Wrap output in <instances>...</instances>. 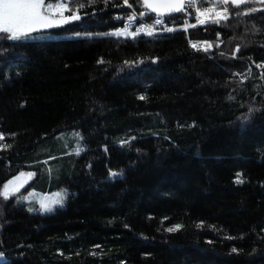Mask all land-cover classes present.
<instances>
[{
  "label": "trees",
  "instance_id": "1",
  "mask_svg": "<svg viewBox=\"0 0 264 264\" xmlns=\"http://www.w3.org/2000/svg\"><path fill=\"white\" fill-rule=\"evenodd\" d=\"M68 2L66 15L86 5L80 18L49 30L90 36L0 33V190L22 171L66 189L50 213L0 196V252L9 264H264V4L133 38L109 34L122 0ZM70 131L79 154L62 151Z\"/></svg>",
  "mask_w": 264,
  "mask_h": 264
},
{
  "label": "snow or ice",
  "instance_id": "2",
  "mask_svg": "<svg viewBox=\"0 0 264 264\" xmlns=\"http://www.w3.org/2000/svg\"><path fill=\"white\" fill-rule=\"evenodd\" d=\"M95 2V0H93ZM127 4L128 0H124ZM244 0H231L234 5L243 3ZM143 6L146 10H150L156 14V19L153 24L141 25L135 32L129 33L127 28L116 29V35H131L133 38L141 31L146 32L147 35L151 36L155 31L154 25L163 24L166 15L170 16L172 13L188 12V7L196 8V20L199 24H205L209 20L219 23L221 19L228 18V8L223 7L217 9L213 4L209 7L200 8L196 5V0H142ZM229 0H223V4L227 5ZM85 4H78L72 11V15H65L66 11L70 10L68 0H0V33L6 34V38L12 40H20L21 38H27L32 32L37 29H47L53 25H61L69 20L79 19V9L85 7ZM131 7V5H129ZM249 11H255V9H249ZM146 13L141 12L140 15L144 16ZM135 19V16H129L128 20L131 22ZM187 25H185V28ZM168 31H174L173 28H169ZM211 45H209L210 47ZM196 47V44H193ZM239 47V46H238ZM129 63V62H126ZM258 67H264V64L258 65ZM251 111V109H250ZM3 139V133H0V140ZM123 143V142H122ZM5 145H0V148ZM10 147V145H8ZM79 154L80 149H76ZM32 172H20L17 176L8 180L4 185L3 189L0 190V196L4 199H8L10 195L15 192H19L20 188L34 176ZM111 175L114 177L118 173L112 172ZM237 177V183L243 181ZM27 199V197H25ZM64 196L61 193L55 194L52 199L44 198L40 200V210L43 212H52L55 210L57 205L63 206ZM33 211V209H29ZM181 227L176 225L174 228H169L168 231H174L176 228ZM237 251V249H233ZM0 261L3 264H9L4 252H0Z\"/></svg>",
  "mask_w": 264,
  "mask_h": 264
},
{
  "label": "rangeland",
  "instance_id": "3",
  "mask_svg": "<svg viewBox=\"0 0 264 264\" xmlns=\"http://www.w3.org/2000/svg\"><path fill=\"white\" fill-rule=\"evenodd\" d=\"M245 3L247 5H250V6H259V5L264 4V0H247V1H245ZM65 15H66V12H65ZM55 26H57V25H53L52 27H55ZM52 27H49L47 29H37L34 32H32L27 38H23V39H30V38H73V37H86V36H90L92 34V32L85 31V30L74 31V32L65 33V34H56V33H53L49 30ZM117 29H123V28L120 27ZM115 30L116 29L110 30L109 34L116 35ZM128 32L131 33L132 31L128 30ZM121 36H128V35H121ZM209 45L210 44H209V42L207 43V41H203L200 44V46H202V48H205V49L210 48L211 46L209 47ZM65 138H66L65 139L66 142H64L65 146H63L62 151L65 148H67L69 146L68 144L70 143L71 148H72L71 152H74V151L76 152V149L80 147L79 146L80 145L79 144L80 136L77 133H75L74 131H70L69 134ZM27 172L35 173V175L27 180V182L23 185V187L20 188L19 192H15L10 196H17V197L22 198L24 200V202L27 203V207L29 209L31 208V209H33V211H36L39 213H50V212H43L40 210V200L41 199H44V198L52 199L55 197V194L61 193L64 196V201H65V192H66L65 188H61V189L50 191V192L49 191L43 192L40 190L39 187L36 186V183L39 181V179H36V177H37L36 174L38 172L37 171H26V173ZM50 173L52 174L51 171L49 172V174ZM15 176H17V175H15ZM13 177H11L10 179H12ZM33 181H35L34 185L32 183ZM2 189H3V186H2ZM25 197H27V199H25ZM57 207H60V205H57L56 208ZM1 263H2V261H0V264Z\"/></svg>",
  "mask_w": 264,
  "mask_h": 264
},
{
  "label": "built area",
  "instance_id": "4",
  "mask_svg": "<svg viewBox=\"0 0 264 264\" xmlns=\"http://www.w3.org/2000/svg\"><path fill=\"white\" fill-rule=\"evenodd\" d=\"M122 1L124 2V0ZM213 4L216 6L218 10L223 7H227V5L223 4L222 0H196V5L200 8L209 7ZM126 5L128 7L127 14L125 15L117 14L113 16V21L119 23L124 28L136 31L141 25L153 24L155 19L157 18L156 15L151 14L146 9H137L133 7L129 2ZM129 5H131V7H129ZM186 7H188L187 0H186ZM141 12H145L146 14L144 16H141L140 15ZM129 16H135V19L130 22L128 20ZM228 16H229V10H228ZM163 19H164L163 24L154 25L155 31L153 32L151 36L147 35V33L143 31L139 33L147 37L154 38L157 35H161V34H170V33L177 32V31H185L187 28V27L185 28V25L188 24L189 20H192L194 23L199 24L197 23V20H196V8L195 7H188L187 13L180 12L176 14L175 16L163 17ZM221 20H225V19H221ZM213 22L214 21L209 20L205 24H211ZM201 25H204V24H201ZM169 28H173L174 31H168ZM189 43L190 45L193 46L195 41L189 40Z\"/></svg>",
  "mask_w": 264,
  "mask_h": 264
},
{
  "label": "water",
  "instance_id": "5",
  "mask_svg": "<svg viewBox=\"0 0 264 264\" xmlns=\"http://www.w3.org/2000/svg\"><path fill=\"white\" fill-rule=\"evenodd\" d=\"M245 1H246V0H244L243 3H245ZM229 2L231 3V0H229ZM243 3H241V4H243ZM241 4H239V5H241ZM149 11H150V10H149ZM150 12H151V11H150ZM152 13L155 14L154 12H152ZM178 13H179V12H178ZM174 14H176V13H172L171 15H174ZM171 15H170V16H171ZM166 16H168V15H166Z\"/></svg>",
  "mask_w": 264,
  "mask_h": 264
},
{
  "label": "bare ground",
  "instance_id": "6",
  "mask_svg": "<svg viewBox=\"0 0 264 264\" xmlns=\"http://www.w3.org/2000/svg\"><path fill=\"white\" fill-rule=\"evenodd\" d=\"M247 1V0H246ZM223 2V1H222ZM249 15V14H248Z\"/></svg>",
  "mask_w": 264,
  "mask_h": 264
}]
</instances>
